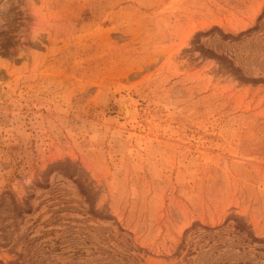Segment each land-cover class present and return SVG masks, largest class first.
<instances>
[{"label": "rangeland", "instance_id": "rangeland-1", "mask_svg": "<svg viewBox=\"0 0 264 264\" xmlns=\"http://www.w3.org/2000/svg\"><path fill=\"white\" fill-rule=\"evenodd\" d=\"M263 14L0 0V264H264Z\"/></svg>", "mask_w": 264, "mask_h": 264}, {"label": "bare ground", "instance_id": "bare-ground-1", "mask_svg": "<svg viewBox=\"0 0 264 264\" xmlns=\"http://www.w3.org/2000/svg\"><path fill=\"white\" fill-rule=\"evenodd\" d=\"M122 108H124L125 119H127L128 123H134L138 115L133 101L128 98L124 99L122 101Z\"/></svg>", "mask_w": 264, "mask_h": 264}, {"label": "trees", "instance_id": "trees-1", "mask_svg": "<svg viewBox=\"0 0 264 264\" xmlns=\"http://www.w3.org/2000/svg\"><path fill=\"white\" fill-rule=\"evenodd\" d=\"M263 18H264V14L260 17V20L263 19ZM256 29H257V27H255L253 30H256ZM253 30H251V31H253ZM251 31H248L247 33L251 32ZM231 38H232L231 36H228V37H226L224 39L227 40V39H231ZM232 39H234V38H232ZM208 53H212V52L211 51H208ZM253 82L259 83V82H261V79H254ZM262 82L264 83V81H262ZM236 229L240 233H243L245 231V226L238 224V226L236 227ZM248 237L251 238L254 242H258V239H256L253 235L249 234Z\"/></svg>", "mask_w": 264, "mask_h": 264}]
</instances>
